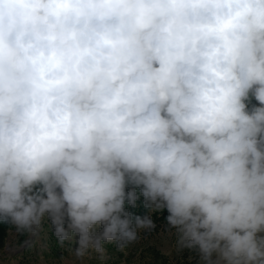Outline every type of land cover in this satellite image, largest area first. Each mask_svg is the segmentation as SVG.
Returning <instances> with one entry per match:
<instances>
[{"label":"clouds","instance_id":"clouds-1","mask_svg":"<svg viewBox=\"0 0 264 264\" xmlns=\"http://www.w3.org/2000/svg\"><path fill=\"white\" fill-rule=\"evenodd\" d=\"M164 210L198 264H264V0H0V222L86 264Z\"/></svg>","mask_w":264,"mask_h":264},{"label":"rangeland","instance_id":"rangeland-1","mask_svg":"<svg viewBox=\"0 0 264 264\" xmlns=\"http://www.w3.org/2000/svg\"><path fill=\"white\" fill-rule=\"evenodd\" d=\"M53 231L51 222L45 219L35 235L27 233L21 239V234L12 226L0 244V264H60L59 258L67 255L68 248L76 247L75 238L61 246ZM143 231L140 239L128 247L127 255L119 251L115 243H106V258L101 261L96 254L86 264H155V251L160 253V260H166V264H198L199 257L194 251L181 252L172 248L175 236L169 234L168 224L155 231L145 230L149 231L145 234Z\"/></svg>","mask_w":264,"mask_h":264},{"label":"trees","instance_id":"trees-1","mask_svg":"<svg viewBox=\"0 0 264 264\" xmlns=\"http://www.w3.org/2000/svg\"><path fill=\"white\" fill-rule=\"evenodd\" d=\"M252 103L257 104L258 106V102H256L255 100H252ZM139 191V190H137ZM127 207V205H126ZM127 210L132 212L134 215H140V216H144L148 214V210L143 206V197L140 198V200L137 201V207L136 208H131V207H127ZM152 219L156 224V227L154 229H152L151 231H155L157 230L160 226L162 225H166V216L168 215L167 211L164 210L162 212H156V213H152ZM12 225L7 224V223H3L0 222V244H3L5 236L7 234V231L9 228H11ZM145 232H149V231H143L142 233L145 234ZM27 235V233L21 234V239L25 238ZM159 252L155 251L153 257H154V263L155 264H166V260H160V256H159Z\"/></svg>","mask_w":264,"mask_h":264}]
</instances>
